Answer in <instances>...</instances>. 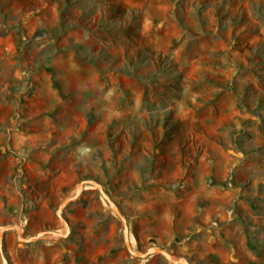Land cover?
Returning a JSON list of instances; mask_svg holds the SVG:
<instances>
[{
	"label": "rangeland",
	"instance_id": "1",
	"mask_svg": "<svg viewBox=\"0 0 264 264\" xmlns=\"http://www.w3.org/2000/svg\"><path fill=\"white\" fill-rule=\"evenodd\" d=\"M58 50L94 68L85 108L46 64ZM83 179L134 250L264 264V0H0V227L63 232ZM62 213L65 237L6 229L0 264H182L132 256L93 185Z\"/></svg>",
	"mask_w": 264,
	"mask_h": 264
},
{
	"label": "crops",
	"instance_id": "2",
	"mask_svg": "<svg viewBox=\"0 0 264 264\" xmlns=\"http://www.w3.org/2000/svg\"><path fill=\"white\" fill-rule=\"evenodd\" d=\"M16 37H17L16 34H14V43H16L15 42ZM49 56L50 57L47 58L46 60V64L52 71L58 74V85L60 86V88H62L64 92L73 93L72 96L77 98L79 101L82 100L81 103H83L82 105L85 108V106L89 104L88 100L84 99L85 95L88 93L86 89L92 87V83L96 80V76L94 75V68L92 67V64L87 60L80 59L74 53L67 50H58L52 54L50 53ZM17 74H18V70L16 68V70L14 71V76H17ZM69 105L70 103H67V101L63 102V106L66 109L68 108ZM44 116L49 117L48 115H43V117ZM41 117L34 116L29 120H27L26 124L25 125L23 124L24 130L26 132H29L31 129H38V130L43 129V135H45L47 131L44 129V127L43 128L41 127V125L44 124V120L41 119ZM77 122H78L77 119L74 118L68 119L66 117H64L62 121L60 122L58 121L59 129L61 130L58 133L59 138H63L72 134L71 132H74L73 128L75 127V124ZM80 125H82V123ZM241 214L242 216L248 215L247 211H242ZM235 222L239 224L237 226L238 231L239 232H242V230L244 231V224H242L241 221H235ZM237 240L238 241L240 240L238 244L246 249H249L246 246V243L248 246L252 244L249 243L250 239H248V237L247 238L244 237L242 239L238 238ZM228 245L230 246V244ZM233 256L234 255L230 256V258H233ZM236 256H237L236 258H238V255ZM241 256L244 257V260L245 258L248 260H251L250 259L251 257L254 258V254L250 249L247 250L246 255L242 254Z\"/></svg>",
	"mask_w": 264,
	"mask_h": 264
},
{
	"label": "water",
	"instance_id": "3",
	"mask_svg": "<svg viewBox=\"0 0 264 264\" xmlns=\"http://www.w3.org/2000/svg\"><path fill=\"white\" fill-rule=\"evenodd\" d=\"M93 185L95 188L98 189L101 197L106 201V203L108 204L109 208L114 212V214L120 218V220L122 221V232H123V241L124 244L128 250V252L135 257H139V258H143V257H147L151 254L154 253H158L161 254L163 257H165L166 260H168L171 263H182V264H187V261L184 257H177L176 259L173 258V256L168 253L167 251L160 249L158 247L155 246H151L148 247L146 250L144 251H137L132 249L131 244H130V239H129V230H128V224L126 222L125 217L123 216V214L121 213L118 205L115 203V201L103 190L101 184L98 181H95L93 179H83L81 181H79L77 183V185L74 188V191L71 195L67 196L58 206V209L56 211V215L60 221V223L63 225L64 227V231L63 232H58L55 230H40L37 233H35L34 235H31L29 237H21L20 236V228H17L16 231L18 233L17 237L25 242H31L34 241L38 238H41L43 236H47V235H51L54 237H65L69 231V225L65 219V217L63 216L62 213V209L71 201H74L78 198V196L81 194L84 185ZM9 227L7 226H1L0 227V245H1V237H2V233L8 229ZM3 264H6V260H3Z\"/></svg>",
	"mask_w": 264,
	"mask_h": 264
},
{
	"label": "bare ground",
	"instance_id": "4",
	"mask_svg": "<svg viewBox=\"0 0 264 264\" xmlns=\"http://www.w3.org/2000/svg\"><path fill=\"white\" fill-rule=\"evenodd\" d=\"M9 228H14L16 230L18 227H16V226H9ZM48 236H51V235H48Z\"/></svg>",
	"mask_w": 264,
	"mask_h": 264
}]
</instances>
